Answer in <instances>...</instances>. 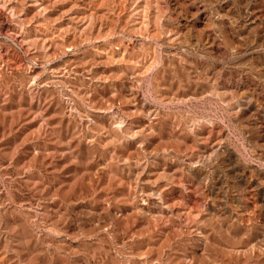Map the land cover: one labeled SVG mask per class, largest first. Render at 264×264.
<instances>
[{
	"label": "rangeland",
	"instance_id": "1",
	"mask_svg": "<svg viewBox=\"0 0 264 264\" xmlns=\"http://www.w3.org/2000/svg\"><path fill=\"white\" fill-rule=\"evenodd\" d=\"M0 264H264V0H0Z\"/></svg>",
	"mask_w": 264,
	"mask_h": 264
}]
</instances>
